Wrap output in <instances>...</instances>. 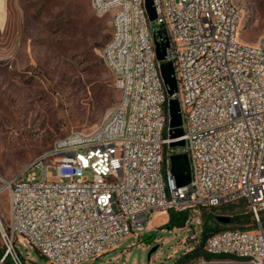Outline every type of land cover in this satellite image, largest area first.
<instances>
[{
    "label": "built area",
    "instance_id": "built-area-1",
    "mask_svg": "<svg viewBox=\"0 0 264 264\" xmlns=\"http://www.w3.org/2000/svg\"><path fill=\"white\" fill-rule=\"evenodd\" d=\"M91 4L112 17L102 57L119 102L100 127L58 139L23 174L0 173V195L8 194L0 264H30L17 241L49 264L95 261L169 211L188 213L175 230L186 231L192 251L203 231L194 215L240 202L256 228L210 234L203 246L210 257L192 264H264V36L256 44L239 40L241 9L233 0H154L155 20L145 0ZM158 46H166L163 60ZM168 62L177 82L172 96L161 73ZM171 99L180 104V138L171 137ZM175 154L189 158L184 187L171 171Z\"/></svg>",
    "mask_w": 264,
    "mask_h": 264
},
{
    "label": "rangeland",
    "instance_id": "rangeland-1",
    "mask_svg": "<svg viewBox=\"0 0 264 264\" xmlns=\"http://www.w3.org/2000/svg\"><path fill=\"white\" fill-rule=\"evenodd\" d=\"M241 9L238 38L256 44L264 36V0H233ZM0 173L7 178L23 174L54 143L73 132L89 134L100 127L117 106L121 93L102 52L112 36L111 14H98L91 0H0ZM154 28L158 26L154 22ZM176 150H174L175 152ZM40 176V173L38 174ZM8 194L0 195L7 215ZM237 215L244 223L218 220ZM155 213L138 239L126 241L84 264H175L191 245L186 231L165 228L169 221ZM200 226L256 228L245 203L201 210ZM237 222V221H235ZM264 226V211L261 214ZM151 242L145 239L152 237ZM16 246L29 255L30 264H49L25 241ZM154 251L149 256L151 250ZM0 260L5 245L0 235ZM193 258L181 264H192Z\"/></svg>",
    "mask_w": 264,
    "mask_h": 264
},
{
    "label": "water",
    "instance_id": "water-1",
    "mask_svg": "<svg viewBox=\"0 0 264 264\" xmlns=\"http://www.w3.org/2000/svg\"><path fill=\"white\" fill-rule=\"evenodd\" d=\"M145 1H146L145 4L146 10L150 19L155 20L157 15L154 7V0H145ZM165 47H163L162 49L160 46L157 47V57L159 60H163L165 58V54H166ZM161 73L165 84L168 86V94L169 96H172L177 91V82L174 77V69L172 63L168 62L162 64ZM169 109L171 116L170 126L173 128L171 137L180 138L183 136V129L181 128L182 116L180 112L179 101L177 99H171ZM183 145H184V141L172 143L173 147L183 146ZM171 165H172L171 171L173 176L175 177L177 187H184L188 185L191 181V170H190V163L188 156L186 154L172 155ZM218 220L224 224H228L231 221V219L227 217H219ZM153 251L154 249L151 250L149 256Z\"/></svg>",
    "mask_w": 264,
    "mask_h": 264
},
{
    "label": "trees",
    "instance_id": "trees-1",
    "mask_svg": "<svg viewBox=\"0 0 264 264\" xmlns=\"http://www.w3.org/2000/svg\"><path fill=\"white\" fill-rule=\"evenodd\" d=\"M109 85H110L109 88H110L111 92L117 91L116 86H113L111 84H109ZM168 214H169V221L167 224H165V228H168L171 230L175 227H183L185 225L187 218H188V213H185V212L177 213L174 211H169ZM248 220H249V218H247V217H243L242 215H237L236 217H234V219H232L230 221V223L226 224V226H228L229 224H232V223H244V222H247ZM210 221H211V219L207 220V222L205 223V226L203 228L201 244L198 247H196L194 250H192L191 252H188L183 257H181L175 264H181L184 261H188V260H191L193 258H198L199 256L206 257V258L210 257L204 251V248H203L204 242L210 234H213V233L220 230L219 228H216L215 226L213 227L212 224L210 223ZM235 221H237V222H235ZM245 229H247V228H245ZM145 239H147V240L150 239L149 242H151V240L153 239V236L152 237H146ZM1 255H3V251L0 252V256Z\"/></svg>",
    "mask_w": 264,
    "mask_h": 264
},
{
    "label": "bare ground",
    "instance_id": "bare-ground-1",
    "mask_svg": "<svg viewBox=\"0 0 264 264\" xmlns=\"http://www.w3.org/2000/svg\"><path fill=\"white\" fill-rule=\"evenodd\" d=\"M4 17H5L4 12H1V13H0V18H1V19H4ZM161 214H163V216H161L158 220H159V221H164V219H165L164 217H165V215H166V212H161Z\"/></svg>",
    "mask_w": 264,
    "mask_h": 264
},
{
    "label": "crops",
    "instance_id": "crops-1",
    "mask_svg": "<svg viewBox=\"0 0 264 264\" xmlns=\"http://www.w3.org/2000/svg\"><path fill=\"white\" fill-rule=\"evenodd\" d=\"M166 215L168 216V212H166ZM157 220H158V217L156 216L155 219H154V222H156Z\"/></svg>",
    "mask_w": 264,
    "mask_h": 264
}]
</instances>
